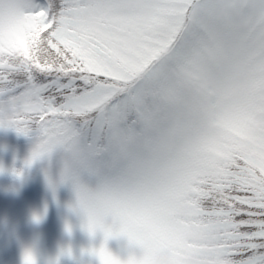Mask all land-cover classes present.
<instances>
[{
  "label": "snow or ice",
  "instance_id": "6c2138e0",
  "mask_svg": "<svg viewBox=\"0 0 264 264\" xmlns=\"http://www.w3.org/2000/svg\"><path fill=\"white\" fill-rule=\"evenodd\" d=\"M0 127L62 153L99 264H264V0H0Z\"/></svg>",
  "mask_w": 264,
  "mask_h": 264
},
{
  "label": "rangeland",
  "instance_id": "374dc122",
  "mask_svg": "<svg viewBox=\"0 0 264 264\" xmlns=\"http://www.w3.org/2000/svg\"><path fill=\"white\" fill-rule=\"evenodd\" d=\"M36 143L34 133L0 127V264H24L26 250L36 264H99L91 249L103 233L87 230L74 182L62 179V153L29 164ZM107 247L121 260L140 254L126 236L109 238Z\"/></svg>",
  "mask_w": 264,
  "mask_h": 264
},
{
  "label": "trees",
  "instance_id": "16d2710c",
  "mask_svg": "<svg viewBox=\"0 0 264 264\" xmlns=\"http://www.w3.org/2000/svg\"><path fill=\"white\" fill-rule=\"evenodd\" d=\"M35 135V134H34Z\"/></svg>",
  "mask_w": 264,
  "mask_h": 264
}]
</instances>
